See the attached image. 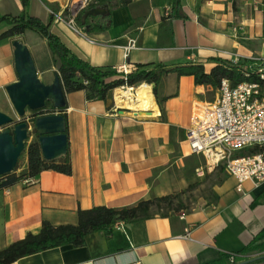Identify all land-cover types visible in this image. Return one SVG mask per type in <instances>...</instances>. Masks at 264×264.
Listing matches in <instances>:
<instances>
[{"label": "crops", "instance_id": "1", "mask_svg": "<svg viewBox=\"0 0 264 264\" xmlns=\"http://www.w3.org/2000/svg\"><path fill=\"white\" fill-rule=\"evenodd\" d=\"M69 1L30 0L24 9L21 0H0V19L26 12L44 24L53 21L52 32L75 55L109 70L124 64L131 72L138 65L168 70L203 65L209 74L223 63L234 65L236 55L264 58V0H180L179 6L176 0H129L125 6L112 0L108 16L89 17L87 27L83 17L77 19L80 32L54 19L53 13L68 18ZM8 28L0 24V36ZM131 39L136 46L126 59ZM15 40L28 46L45 84L59 74L47 41L37 32L0 40V100L8 105L5 89L18 81ZM235 66L243 70L246 63ZM218 95L197 86L193 76L177 73L163 76L153 94L155 107L147 112L115 113L113 94L92 100L86 91L66 92L72 173L49 170L36 177L37 183L24 179L0 189V251L39 234L44 222L76 225L81 210L132 207L184 189L196 173L201 176L200 155L187 141L192 117ZM23 156L18 174L28 165ZM216 193L213 203L197 209L124 223V229L90 234L83 247L67 245L13 264H231L229 255L244 254L264 231V185L245 182L239 189L227 173ZM260 253L247 254V262L264 264Z\"/></svg>", "mask_w": 264, "mask_h": 264}, {"label": "trees", "instance_id": "2", "mask_svg": "<svg viewBox=\"0 0 264 264\" xmlns=\"http://www.w3.org/2000/svg\"><path fill=\"white\" fill-rule=\"evenodd\" d=\"M21 2L24 9H27L30 0H21ZM95 2L97 4H93L90 8L110 5L112 0H95ZM129 2V0H125L122 5L125 6ZM180 4L181 1L176 0V5L179 6ZM82 17L83 14L80 15L78 20L80 21ZM52 22L44 24L40 19L30 16L26 12L15 17L5 16L0 19V24L5 23L9 28L1 34L0 40L14 38L27 31L37 32L48 43L54 65L59 72L65 91L68 93L86 91L88 98L92 100H106L112 96L115 89L122 86L139 87L143 84H154L153 92L156 94L161 79L169 73H177L180 76H193L197 86L211 87L214 90H219L223 79L231 80L234 85L244 81L255 82L258 80L256 76L247 78L240 66L223 63L214 68L209 74L206 73L203 65L169 70L159 65H138L137 70L132 72L127 77V81H125L115 70L92 66L75 55L52 32ZM89 25L85 23L84 27ZM45 114L40 112L35 117ZM255 151L254 149H249L245 153L252 154ZM26 154L28 157L27 168L18 174L19 164L14 173L0 177V189L8 188L24 179L37 177L49 170L66 175L72 173L68 156L58 161L48 162L43 158L38 143H31L27 148ZM175 198H177V195L174 193L141 201L135 206L122 209L100 206L89 210H81L78 213V223L76 225L53 226L49 222H44L39 234H29L24 239L0 251V264H13L24 257L67 245L76 248L83 247L90 234L101 231L110 233L118 223H130L137 220L151 219L156 216L169 217L186 211L183 204L174 206ZM260 252H264V231L245 249L244 254Z\"/></svg>", "mask_w": 264, "mask_h": 264}, {"label": "built area", "instance_id": "3", "mask_svg": "<svg viewBox=\"0 0 264 264\" xmlns=\"http://www.w3.org/2000/svg\"><path fill=\"white\" fill-rule=\"evenodd\" d=\"M93 4L96 5L97 2L70 0L67 5L68 18L65 19L64 13H53L54 19L57 22H65L70 28L80 32L76 24L77 19ZM169 13L168 9L166 15ZM135 46L136 41L129 40L125 47L126 59ZM242 61L246 63L244 75L247 78L256 76L258 80L234 85L231 80L223 79L215 101L195 111L187 131V141L192 153L203 155L211 168L223 165L227 173L237 181L239 189L245 182H252L256 187L264 185V58L244 59L236 55L233 64L239 65ZM115 71L125 81L132 73L127 64ZM139 87L122 86L113 91L115 113L123 109L138 112L128 106L136 100L135 95ZM124 91L131 92L132 96L121 97ZM249 149L256 151L246 154L245 151ZM27 182L37 183V178H29ZM123 225L124 223H118L115 226L124 229ZM261 254L263 253H258L256 257L262 256ZM249 258L250 255L247 254L229 255L231 264L247 262Z\"/></svg>", "mask_w": 264, "mask_h": 264}, {"label": "water", "instance_id": "4", "mask_svg": "<svg viewBox=\"0 0 264 264\" xmlns=\"http://www.w3.org/2000/svg\"><path fill=\"white\" fill-rule=\"evenodd\" d=\"M109 14L107 5L92 8L84 14L83 24L89 17ZM13 47L18 81L5 90L15 116L0 110V177L16 171L31 138L32 143H38L48 162L68 154L67 119L63 113L67 108L66 91L59 74H55L53 83L45 84L28 46L15 40ZM45 111L53 113L35 117Z\"/></svg>", "mask_w": 264, "mask_h": 264}, {"label": "rangeland", "instance_id": "5", "mask_svg": "<svg viewBox=\"0 0 264 264\" xmlns=\"http://www.w3.org/2000/svg\"><path fill=\"white\" fill-rule=\"evenodd\" d=\"M117 3L122 4L123 0H118ZM151 92L154 94L153 90ZM125 106L127 107L128 104H125ZM0 110L15 116L11 103L8 105L4 100H0ZM23 161L24 156L20 160V166ZM199 166L201 167V176L196 173L194 177L190 178L184 189L175 192L177 195L174 201L175 207L183 204L186 211H191L215 201L216 188L222 182L224 176L227 175V171L223 165L209 170L207 159L203 155L199 156Z\"/></svg>", "mask_w": 264, "mask_h": 264}, {"label": "bare ground", "instance_id": "6", "mask_svg": "<svg viewBox=\"0 0 264 264\" xmlns=\"http://www.w3.org/2000/svg\"><path fill=\"white\" fill-rule=\"evenodd\" d=\"M151 89V85L143 84L140 86L136 91V100L129 104V109L142 112L151 111L153 107H155L154 97ZM131 94V92L124 91L122 92L121 97H129L132 96ZM119 99L120 98H118V100Z\"/></svg>", "mask_w": 264, "mask_h": 264}]
</instances>
